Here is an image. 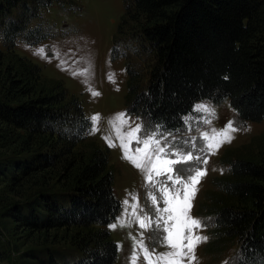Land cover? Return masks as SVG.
I'll return each instance as SVG.
<instances>
[{
  "label": "trees",
  "instance_id": "obj_1",
  "mask_svg": "<svg viewBox=\"0 0 264 264\" xmlns=\"http://www.w3.org/2000/svg\"><path fill=\"white\" fill-rule=\"evenodd\" d=\"M53 1L0 0V178L19 197L0 215L32 233L61 230L79 252L59 263L57 250L45 258L27 251L37 264H112L116 244L106 227L119 203L107 149L87 140L90 121L63 84L12 49L16 38H44L28 24ZM263 8L264 0H131L123 23L138 26L153 63L144 84L127 70L126 113L144 128L174 132L195 101L227 98L240 120L264 118ZM227 166L214 182L210 236L237 242V264H264V143Z\"/></svg>",
  "mask_w": 264,
  "mask_h": 264
},
{
  "label": "rangeland",
  "instance_id": "obj_2",
  "mask_svg": "<svg viewBox=\"0 0 264 264\" xmlns=\"http://www.w3.org/2000/svg\"><path fill=\"white\" fill-rule=\"evenodd\" d=\"M60 1L63 3L60 4ZM130 1L55 0L40 9L38 15L28 24L29 27H40L45 33L44 38L32 45L23 38H16L12 47L16 54L37 65L43 77L59 80L67 93L79 101L83 114L89 121L93 115H99L97 131L95 134L88 133L87 140L107 149L112 193L119 203L117 214L106 227L116 244V256L112 264H132L134 244L137 245L136 264H145L138 246L141 238L149 250L155 248L157 254L168 251L158 240H149L155 228L154 224L141 229L135 216L125 214L123 208V201L128 200L129 205L137 204L136 215L139 217L143 218L146 214L154 216L155 207H164L158 189L165 178L153 174V180L156 181L153 186L147 182L146 172L123 160L119 141L109 126V119L118 113H125L128 119V125L123 127V131L142 125L138 116L125 111L127 70L135 72L144 84L153 63L152 48L143 38L138 26L130 21L123 23L124 6ZM262 14L260 26L263 30L264 8ZM0 48L2 49L1 43ZM38 50H43V54H37ZM110 74H114V82L110 81ZM92 91L99 95L93 97ZM201 103L207 105L214 112V116L207 112L194 111L195 106ZM182 121L183 126L177 131L159 130L161 135L157 139L161 140L162 146L183 145L187 149L193 142L199 145L203 132L212 128L219 130L229 121L238 129L231 134L234 137L231 143L223 144L215 155L208 158L207 165H204L207 174L196 185L197 190L190 210V215L198 218L202 224L196 234L207 237L206 241L196 247L193 264H237V242L210 236L212 218L208 211L212 206V199L218 195L214 186L215 179L227 173L228 158L252 157L258 146L264 143V118L259 121L240 120L230 107L228 99L223 98L219 103L208 99L195 101L190 112L182 117ZM140 135L143 136V131ZM104 137L111 139L116 146L110 148ZM33 190L34 187H29L25 193L31 194ZM15 191L16 189L8 192L0 178V213L6 203L19 202ZM150 195L156 196L157 205L152 204ZM133 197L136 199L133 200ZM131 212L129 207L128 213ZM121 220L125 224L123 227L119 223ZM113 223H117L116 229L109 227ZM29 250H34L42 258H45V250H57L61 255L59 263L73 262L79 257V252L63 239L61 230L49 234L32 233L15 225L9 217L0 215V264H37L26 253Z\"/></svg>",
  "mask_w": 264,
  "mask_h": 264
},
{
  "label": "snow or ice",
  "instance_id": "obj_3",
  "mask_svg": "<svg viewBox=\"0 0 264 264\" xmlns=\"http://www.w3.org/2000/svg\"><path fill=\"white\" fill-rule=\"evenodd\" d=\"M37 54L42 55L43 50H38ZM113 75L109 76L112 82H114ZM91 95L95 97L99 93L92 91ZM194 111L207 112L210 116H214V112L203 103L196 105ZM98 120V114L91 117L89 134H95L97 131ZM206 122L210 123V121ZM126 125H128V119L125 113H118L109 119L110 129L115 132L116 139L119 141L122 151L121 158L134 168L146 172V180L153 186L156 184L153 174L165 178L158 189L164 207H155L154 216L146 214L141 218L136 215V203L129 205L128 200L123 201L124 213L135 216L141 229H145L148 225H155L149 240L156 239L161 246L168 249L164 253L157 254L155 248L149 250L141 238L138 246L143 254V260L145 264H193L196 259V247L202 241L207 240V237L196 234L202 224L198 218H193L190 215L191 201L197 190L196 185L207 174L204 165H207L208 158L215 155L223 144L231 143L234 138L231 134L238 129L229 121L219 130L212 128L210 131L203 132L199 145L193 142L186 149L183 145L162 146L161 140L157 139V136L161 135L159 130L162 126L160 125H157L156 129L137 125L125 132L123 127ZM142 131L143 136L140 135ZM162 138L166 139V137ZM104 139L110 148L116 146L108 137H104ZM193 161L195 163H192ZM135 199L133 197V200ZM150 199L153 205H157L155 195H150ZM129 207L132 209L131 213H128ZM119 223L121 227L125 226L124 221L121 220ZM109 227L116 229L117 223H113ZM136 247L137 245L134 244L131 255L132 264H136L138 259Z\"/></svg>",
  "mask_w": 264,
  "mask_h": 264
}]
</instances>
